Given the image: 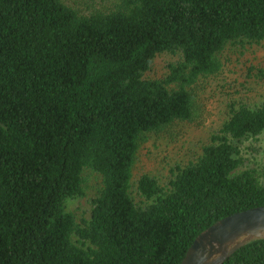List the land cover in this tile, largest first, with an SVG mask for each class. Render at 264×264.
I'll return each mask as SVG.
<instances>
[{
    "label": "trees",
    "instance_id": "obj_1",
    "mask_svg": "<svg viewBox=\"0 0 264 264\" xmlns=\"http://www.w3.org/2000/svg\"><path fill=\"white\" fill-rule=\"evenodd\" d=\"M92 1L0 0V264H180L202 230L264 205V165L239 148L264 132V100L229 103L164 184L132 180L141 142L192 119L220 54L264 41V0ZM90 177L89 211L69 210ZM223 264H264V239Z\"/></svg>",
    "mask_w": 264,
    "mask_h": 264
},
{
    "label": "rangeland",
    "instance_id": "obj_2",
    "mask_svg": "<svg viewBox=\"0 0 264 264\" xmlns=\"http://www.w3.org/2000/svg\"><path fill=\"white\" fill-rule=\"evenodd\" d=\"M99 2L100 0L92 1L96 6H99ZM219 57L222 62L220 71L194 84L192 119L178 122L162 133L149 135L141 142L132 180L148 173L164 184L169 179L172 168L185 165L200 153V147L225 121L229 103L255 106L264 100V41L243 47H230ZM173 59L174 57L166 54L156 57L149 74L162 75L165 64ZM239 148L243 167L264 165V132L243 139ZM96 186L94 179L88 178L85 196L69 200L68 209L86 215Z\"/></svg>",
    "mask_w": 264,
    "mask_h": 264
},
{
    "label": "water",
    "instance_id": "obj_3",
    "mask_svg": "<svg viewBox=\"0 0 264 264\" xmlns=\"http://www.w3.org/2000/svg\"><path fill=\"white\" fill-rule=\"evenodd\" d=\"M264 239V205L227 215L193 239L180 264H223L238 248Z\"/></svg>",
    "mask_w": 264,
    "mask_h": 264
}]
</instances>
